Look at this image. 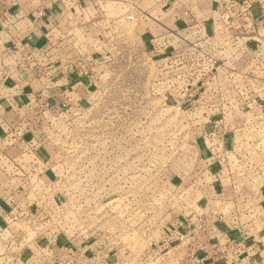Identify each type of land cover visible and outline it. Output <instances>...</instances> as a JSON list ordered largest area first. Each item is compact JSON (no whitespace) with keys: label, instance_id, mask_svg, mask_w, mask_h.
<instances>
[{"label":"rangeland","instance_id":"obj_1","mask_svg":"<svg viewBox=\"0 0 264 264\" xmlns=\"http://www.w3.org/2000/svg\"><path fill=\"white\" fill-rule=\"evenodd\" d=\"M100 4L95 20L106 23L94 25L90 42L77 33L89 56L83 69L94 73L90 85L81 81L82 93L71 95L68 85L67 93L40 89L23 98L28 84L55 79L41 70L9 90L23 80H8L6 66L0 75V264H184L200 230L175 227L214 208L206 201L213 159L256 196L245 204L252 229L263 226L256 216L264 214V33L243 38L234 59L218 60L236 71L235 86L222 76L223 88L207 92L202 75L192 80L184 70L185 59H161L138 37L133 12L122 19L127 9ZM194 58L195 66L208 63ZM12 97L17 102L5 100ZM211 114L233 119L226 143L214 123L206 126ZM43 233L70 256L44 249ZM161 241L182 246L166 252L156 249Z\"/></svg>","mask_w":264,"mask_h":264},{"label":"crops","instance_id":"obj_2","mask_svg":"<svg viewBox=\"0 0 264 264\" xmlns=\"http://www.w3.org/2000/svg\"><path fill=\"white\" fill-rule=\"evenodd\" d=\"M100 2H112L121 9H127V15L122 19H132L129 14L133 12L135 22L132 24L138 37L154 46L153 50L160 53L161 59H185L184 70L192 80L194 75H202L201 79L205 81L201 85H205L207 92L217 90V85L223 88L222 76L229 77L227 86H235V80H231V76L236 71L234 68H225L223 63L215 67L209 63L195 66L198 64L193 61L197 60L194 56L204 57L203 54L206 53L218 60L234 59L236 50H240L243 36L253 31L264 32V25L251 22L253 11H239L242 8L241 0H0V75H4L5 68L8 67V80H13V74L17 75V81L23 80L21 83L11 82L14 85L7 89L26 85L25 79L30 80L34 74L44 70L43 74L53 81L55 79L56 83H51L52 86H40L38 89L35 84L30 83L21 90L28 94L22 95L23 98L38 94L40 89L48 94L57 89L67 93L65 89L69 88L68 85L72 86L71 95L82 93L85 85L81 81L88 78L90 85V78L94 73L93 68L83 69L89 56L81 53L77 37L80 35L86 39L85 42H90L94 25L106 23L105 18L95 20ZM34 57L38 58L35 62L29 60ZM11 58L17 60L16 64L22 63L13 67L10 64ZM50 68L52 70L46 71ZM214 75L217 78H212ZM56 84H59L58 88H54ZM189 84L191 87L194 85L193 81ZM5 100L17 102L15 97ZM9 105L7 102V106ZM215 117L216 114L208 115L210 124L206 126L215 128L216 125V132L225 142L228 129L226 123L233 119L227 120L224 114ZM213 128L210 130L214 131ZM218 163L214 159L210 162L211 179L206 185L210 197L206 201L214 203V208L196 224L189 220V223H179L176 227L169 226L168 232L172 227L182 231L187 227L200 230L196 234V243H190L192 237L186 239L191 244L188 251L197 258L184 259V264H197L198 259L201 264H264V223L260 229H252L255 225L245 204L252 198H257L254 195L248 196V191L242 190L235 178H230V172L226 173L222 164L219 166ZM258 214L256 217L264 221L263 212L259 211ZM8 216L11 213L5 212L2 218L11 221L12 218ZM247 222L249 228H246ZM49 237L46 233L42 235L44 249L51 252L56 248L65 252L62 253L63 257L70 256L72 249L62 248L55 242L56 239L49 241ZM165 244V241L155 244L156 249H166ZM203 244L205 248L200 249ZM215 245L218 247L212 249ZM181 246L169 247L166 252ZM240 256L245 258L241 259ZM54 262L60 264L58 261Z\"/></svg>","mask_w":264,"mask_h":264},{"label":"built area","instance_id":"obj_3","mask_svg":"<svg viewBox=\"0 0 264 264\" xmlns=\"http://www.w3.org/2000/svg\"><path fill=\"white\" fill-rule=\"evenodd\" d=\"M241 6H242V8L239 9L240 12L246 13L248 10L251 12L253 11L252 15H251L252 16L251 22H253V24H262V26L264 25V0H241ZM129 18H131V16H129ZM200 28L203 29L202 27H200ZM256 34H259V32L254 33V31H253L251 35H245V36H243V38L245 37V38H248L249 40L255 41ZM203 55L205 58L208 59V63L211 66L215 65V64L217 65L218 58L216 59L214 57L208 56V54H206V53H204ZM188 234H190V232H188ZM216 247H218V245L217 246L215 245V247H212V249L213 248L215 249ZM204 248H205V245L203 244L200 247V249H204ZM192 256L193 255H190L191 258L196 260L197 256H194V257H192ZM77 262H79V261H77ZM65 264H67V263H65ZM197 264H201L199 259L197 261Z\"/></svg>","mask_w":264,"mask_h":264}]
</instances>
